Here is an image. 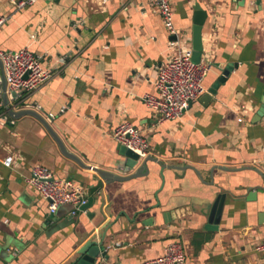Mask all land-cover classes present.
Listing matches in <instances>:
<instances>
[{"label":"crops","instance_id":"1","mask_svg":"<svg viewBox=\"0 0 264 264\" xmlns=\"http://www.w3.org/2000/svg\"><path fill=\"white\" fill-rule=\"evenodd\" d=\"M14 1L0 0V48L28 47L55 75L12 97L0 63V264H67L108 223V257L96 264H145L171 241L183 244L182 264H264L257 250L264 239V116L253 121L264 99V0H173L182 47H192L195 3L208 12L207 90L227 64L237 67L208 105L203 94L172 121L143 101L157 93V66L177 48L148 0H37L23 8ZM8 107L37 111L83 165L62 153L40 119L12 115ZM123 121L148 138L154 161L148 175L107 182L94 169L118 175L138 169L124 172L114 138ZM8 156L11 167L3 163ZM36 165L82 183L92 206L73 215L74 205L61 204L48 223V202L27 182ZM221 193L218 229H206ZM185 206L192 212L169 215Z\"/></svg>","mask_w":264,"mask_h":264},{"label":"built area","instance_id":"2","mask_svg":"<svg viewBox=\"0 0 264 264\" xmlns=\"http://www.w3.org/2000/svg\"><path fill=\"white\" fill-rule=\"evenodd\" d=\"M37 0H16L17 8L32 5ZM150 7L157 12L164 26L171 35L170 44L174 50L171 57L157 66L158 79L156 82L157 93L145 94L143 101L148 107L157 112L163 121H172L180 118L184 111L200 96L207 92L204 81L212 67L210 60L201 58L199 62L193 59V48L180 46V35L174 27V1L173 0H148ZM3 19H0V25ZM0 60L7 81L8 92L16 91L18 97L30 93L48 83L55 75V71L42 64L41 58L28 47L16 51L0 48ZM66 107H63L62 111ZM53 117V114H50ZM114 138L119 145L131 149L138 154L139 159H144L149 154V140L142 131L129 121L121 122L114 130ZM3 163L11 167L13 157L8 156ZM27 182L35 187L40 195L48 202L50 213H55L61 204H72L75 215L82 210L81 206L89 200L86 187L71 178L55 177L53 172L44 165L33 167ZM264 257V239L257 246ZM186 255L183 244L171 241L166 246L163 255L147 261L145 264H182Z\"/></svg>","mask_w":264,"mask_h":264},{"label":"water","instance_id":"3","mask_svg":"<svg viewBox=\"0 0 264 264\" xmlns=\"http://www.w3.org/2000/svg\"><path fill=\"white\" fill-rule=\"evenodd\" d=\"M193 8H194L193 32H192L193 59L196 62H199L204 52L202 30L206 22V19L208 17V12L206 9L202 8L199 2L195 3ZM174 39H176L175 35H174ZM0 63L2 64L1 60H0ZM236 67H237V63H229L223 68L222 75L219 76V78L212 84V86L208 89V91L205 92L204 95L202 96L201 102L204 105H208L212 101V99L218 92V88L220 84L226 81L227 77L230 76V74ZM2 81H3V88L5 91H7V81H6L4 74L2 76ZM17 96H18V93L16 91H13L12 97H17ZM4 99L5 100L8 99L7 93L4 94ZM8 108H9V113L12 115L21 116V115L31 114V115L36 116L38 119H40L46 125L47 129L49 130L51 135L54 137V139L57 141L62 153L66 155L67 157L83 165V162L75 154L68 151L62 139L57 135V133L54 131V129L51 127L48 121H46V119H44L37 111L33 109H21L19 111H14L12 108L10 107ZM263 116H264V99H263L262 106L256 112L257 119L254 118L253 121L260 120V118H262ZM118 150H119L120 155L126 158V161H125L126 169L124 170L125 173L132 171L137 166H138V169H136L134 173H130L129 175H118L116 173H111L106 170L94 169L104 180H106L107 182H111L113 180L126 181L132 178L142 176L144 174L148 175L150 173L151 170H150V167L148 166V161L150 160L154 161L153 158L147 157L144 159H139V156L137 153L125 147L124 145H119ZM187 167L192 168V166L190 165H187ZM170 168L177 169V170L186 169L185 167L174 166V165L173 166L171 165ZM220 168H223L224 170H236V169H231V168H226V167H220ZM250 168H254V167H250ZM194 169L197 172V174L201 177L200 171H198L196 168ZM254 169L260 172L258 169L256 168ZM161 174L163 176V169L161 170ZM261 175L264 177L263 173H261ZM94 200L95 198L93 196H89L88 202L85 205L81 206V209L87 210L88 208H90ZM225 200H226V194L221 193L217 195L210 211H208L209 219H208V223L205 226L206 229H211V230L218 229V225L221 220ZM190 212H192L191 208L189 206H185V207L177 208L174 211H169V215L175 218L176 217L179 218V217L185 216L187 213H190ZM54 220H57V215L55 213H51L47 222L49 223L50 221H54ZM111 226L112 225L108 223L107 225L103 227L104 231L100 235L98 236L94 235L90 239H88L81 247L77 249V251L74 253V255L71 257L70 261L67 264H96L98 256L107 258L108 255H107L106 245L104 244V240H105L106 232ZM0 257H2L1 253H0Z\"/></svg>","mask_w":264,"mask_h":264}]
</instances>
